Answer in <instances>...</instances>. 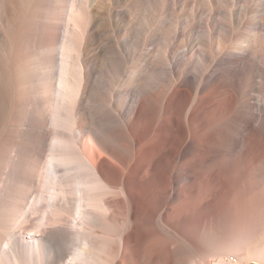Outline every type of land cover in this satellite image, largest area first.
<instances>
[{"label":"bare ground","instance_id":"bare-ground-1","mask_svg":"<svg viewBox=\"0 0 264 264\" xmlns=\"http://www.w3.org/2000/svg\"><path fill=\"white\" fill-rule=\"evenodd\" d=\"M262 261L264 0H0V264Z\"/></svg>","mask_w":264,"mask_h":264},{"label":"rangeland","instance_id":"rangeland-1","mask_svg":"<svg viewBox=\"0 0 264 264\" xmlns=\"http://www.w3.org/2000/svg\"><path fill=\"white\" fill-rule=\"evenodd\" d=\"M65 4H67V1L62 2L63 7L66 6ZM261 199H262L261 195H256L253 202L258 205L261 202ZM251 264H254V263H251ZM259 264H264V261L260 262Z\"/></svg>","mask_w":264,"mask_h":264}]
</instances>
